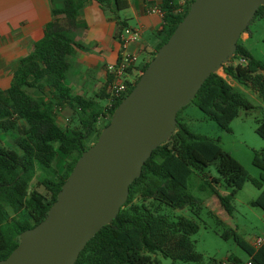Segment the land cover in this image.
I'll use <instances>...</instances> for the list:
<instances>
[{
	"label": "trees",
	"instance_id": "16d2710c",
	"mask_svg": "<svg viewBox=\"0 0 264 264\" xmlns=\"http://www.w3.org/2000/svg\"><path fill=\"white\" fill-rule=\"evenodd\" d=\"M51 1L54 3L55 0ZM191 1H160L162 27L155 51L188 11ZM117 3L119 8L127 6L126 0H117ZM79 7L77 0H60L59 5L52 7L51 19L44 25L42 36L20 58L9 86L0 88V132L14 133L10 146L0 142V259L17 245L22 230L46 216L77 158L89 146L85 139L91 135H94L93 141L96 139L117 104L135 83L115 99L109 98L106 85L92 96L70 91L65 81L68 55L75 46L83 47L72 33L79 25ZM262 14L264 4H259L253 17ZM124 25L121 21L120 28ZM239 39L240 36L235 51L222 63V71L253 89L264 100V61L255 57ZM235 57H243L245 61L233 63ZM101 97L107 99L106 104L99 103ZM189 101L226 130H230V122L240 109L253 107L218 70L203 80ZM66 105L72 108L76 121L71 126H62L56 120L57 111ZM178 112L173 131L145 159L140 175L129 184L128 196L116 216L87 240L73 264H154L148 252H159L172 259L200 260L201 254L194 250L190 237L198 229L197 221L185 215L170 218L162 213V206H189L198 215L200 200L188 189V180L194 170H202L211 163L229 189L224 195L214 187L211 191L229 213L232 209L230 200L245 181L250 180L261 187L264 143L253 151L252 162L260 169V178H254L222 147L219 139L192 132L178 117ZM256 122L255 131L264 141V116ZM59 156L63 157L61 167L57 164ZM216 180L210 178V181ZM5 202L12 207L13 215L8 214ZM251 204L264 210V188ZM18 211L26 216H17ZM209 212L217 223H223L215 212L210 209ZM221 235H231L250 256L243 263L236 256H227V259L239 264H264V237L255 245L233 228H225ZM217 264H221V260Z\"/></svg>",
	"mask_w": 264,
	"mask_h": 264
},
{
	"label": "water",
	"instance_id": "95a60500",
	"mask_svg": "<svg viewBox=\"0 0 264 264\" xmlns=\"http://www.w3.org/2000/svg\"><path fill=\"white\" fill-rule=\"evenodd\" d=\"M264 0H192L96 139L77 158L46 216L20 232L0 264H73L87 240L126 200L145 159L177 112L222 67Z\"/></svg>",
	"mask_w": 264,
	"mask_h": 264
},
{
	"label": "rangeland",
	"instance_id": "374dc122",
	"mask_svg": "<svg viewBox=\"0 0 264 264\" xmlns=\"http://www.w3.org/2000/svg\"><path fill=\"white\" fill-rule=\"evenodd\" d=\"M245 31L248 32V35L245 39H242L241 37L246 34ZM245 31L241 33L239 41L255 57L264 61V14L252 17ZM216 69L218 71L222 70L220 67ZM221 72L223 73V71ZM232 87L247 98L253 104V107L247 110L240 109L239 114L230 122V130L221 128L193 101H188L180 108L178 117L185 122L192 132L219 139L222 147L244 165L251 177L260 178V169L253 164L252 157L254 149H260L264 143L255 131L256 119L264 116V100L253 89L237 81H232ZM106 102L105 97L99 98L101 105L106 104ZM67 122L68 124L71 123L70 120H67ZM72 122H76L75 119ZM101 123L102 121H100ZM13 134L0 132V142L10 146L13 144ZM93 139L94 135H91L85 139V143L90 145ZM57 164L60 167L62 166L63 157H58ZM212 177L217 178V180L210 181ZM34 182L35 179L32 180V185H34ZM211 187H214L222 195L227 194L229 191L214 163L204 166L202 170H194L188 180V189L200 200L198 215L194 214L189 206L173 208L163 205L161 209L162 213L170 218L185 215L197 221L198 229L190 237L194 250L201 254V259H172L159 252H148L154 264H217L227 256H236L240 259V263H243L250 258L249 254L234 241L231 235L223 237L221 232L225 228H233L243 238L253 241V243L257 237L264 236V210L251 204V201L264 188V181H262L261 187H257L250 180L245 181L230 200L232 205L230 213L221 205L217 195L211 191ZM39 189L43 190L42 186ZM4 205L8 214L13 215L12 207L7 202ZM209 209L223 220L222 224L217 223L215 216L209 212ZM15 214L19 217L26 216L22 211Z\"/></svg>",
	"mask_w": 264,
	"mask_h": 264
},
{
	"label": "crops",
	"instance_id": "0c3cea01",
	"mask_svg": "<svg viewBox=\"0 0 264 264\" xmlns=\"http://www.w3.org/2000/svg\"><path fill=\"white\" fill-rule=\"evenodd\" d=\"M77 1L80 5L79 25L72 33L83 47L75 46L68 55L65 81L71 92L92 96L104 85L107 91V64L115 62L119 55L123 27L137 26L140 29V36L129 44V49L137 55L136 66L141 69L150 59L160 40L162 27V15L150 8L159 7L161 0H126L127 6L121 8L117 0H103L102 3L97 0ZM59 4L60 0L54 3L51 0H0V88L9 86L20 58L42 36L44 25L51 19L52 7ZM121 21L125 25L120 28ZM245 32L242 39L248 35ZM221 71L219 73L232 85L235 80ZM73 119V110L68 105L57 111L56 120L60 125H74ZM67 120L71 123L68 124ZM19 123L23 124V121Z\"/></svg>",
	"mask_w": 264,
	"mask_h": 264
},
{
	"label": "built area",
	"instance_id": "2783aa9c",
	"mask_svg": "<svg viewBox=\"0 0 264 264\" xmlns=\"http://www.w3.org/2000/svg\"><path fill=\"white\" fill-rule=\"evenodd\" d=\"M151 11H157L161 14V9L157 6H152ZM140 36V29L137 26H125L120 38L119 55L115 62L107 64V92L109 98L115 99L127 92L131 83L135 82L137 75L142 71V68L136 66L137 55L129 49L131 41L136 40ZM243 57H235L233 63L244 62ZM222 69V67H221ZM262 238L257 237L254 240L255 245L261 243ZM247 263H250L248 261ZM221 264H239L236 261L222 259Z\"/></svg>",
	"mask_w": 264,
	"mask_h": 264
}]
</instances>
